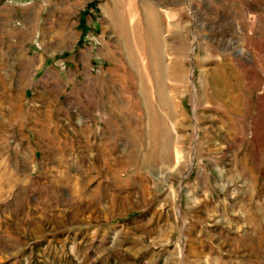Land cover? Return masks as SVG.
I'll return each instance as SVG.
<instances>
[{
    "label": "rangeland",
    "instance_id": "rangeland-1",
    "mask_svg": "<svg viewBox=\"0 0 264 264\" xmlns=\"http://www.w3.org/2000/svg\"><path fill=\"white\" fill-rule=\"evenodd\" d=\"M0 264H264V0H0Z\"/></svg>",
    "mask_w": 264,
    "mask_h": 264
},
{
    "label": "bare ground",
    "instance_id": "bare-ground-1",
    "mask_svg": "<svg viewBox=\"0 0 264 264\" xmlns=\"http://www.w3.org/2000/svg\"><path fill=\"white\" fill-rule=\"evenodd\" d=\"M155 75V74H154Z\"/></svg>",
    "mask_w": 264,
    "mask_h": 264
}]
</instances>
